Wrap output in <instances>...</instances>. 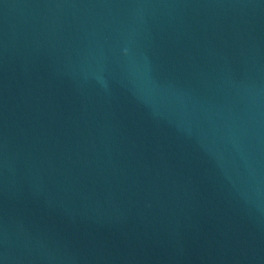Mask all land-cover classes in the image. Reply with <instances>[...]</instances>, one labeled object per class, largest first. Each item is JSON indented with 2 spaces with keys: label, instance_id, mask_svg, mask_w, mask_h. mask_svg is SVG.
<instances>
[{
  "label": "water",
  "instance_id": "1",
  "mask_svg": "<svg viewBox=\"0 0 264 264\" xmlns=\"http://www.w3.org/2000/svg\"><path fill=\"white\" fill-rule=\"evenodd\" d=\"M0 264H264V0H0Z\"/></svg>",
  "mask_w": 264,
  "mask_h": 264
}]
</instances>
